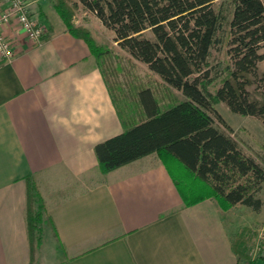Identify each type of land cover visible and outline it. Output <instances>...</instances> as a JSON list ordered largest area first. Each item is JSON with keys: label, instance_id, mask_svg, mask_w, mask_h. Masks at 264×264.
I'll return each instance as SVG.
<instances>
[{"label": "crops", "instance_id": "obj_1", "mask_svg": "<svg viewBox=\"0 0 264 264\" xmlns=\"http://www.w3.org/2000/svg\"><path fill=\"white\" fill-rule=\"evenodd\" d=\"M26 1L41 43L14 20L0 28L13 49L0 56V264H30L29 176L50 220L41 264H239L243 204L186 206L156 153L100 171L95 145L123 131L103 70L51 0Z\"/></svg>", "mask_w": 264, "mask_h": 264}, {"label": "trees", "instance_id": "obj_2", "mask_svg": "<svg viewBox=\"0 0 264 264\" xmlns=\"http://www.w3.org/2000/svg\"><path fill=\"white\" fill-rule=\"evenodd\" d=\"M51 0L65 29L84 40L99 67L110 49L98 45L91 31L75 23L78 2L115 32V41L133 58L148 65L182 100L168 102L153 88L140 86L133 94L119 87L109 93L123 131L95 145L102 173L156 153L171 174L186 206L213 198L222 209L243 204L260 211L256 194L263 187L264 167L247 155L228 134L218 129L210 113L221 121L215 105L259 117L264 125V0ZM149 31L151 36L147 35ZM227 47L228 59L211 64L213 48ZM104 73V72H103ZM106 80V79H105ZM220 84L213 93L212 85ZM171 165L179 171L180 179ZM26 223L30 264H34L50 224L36 180L26 178ZM245 255L246 229L233 242ZM264 264V254L248 264Z\"/></svg>", "mask_w": 264, "mask_h": 264}, {"label": "rangeland", "instance_id": "obj_3", "mask_svg": "<svg viewBox=\"0 0 264 264\" xmlns=\"http://www.w3.org/2000/svg\"><path fill=\"white\" fill-rule=\"evenodd\" d=\"M78 1V0H75ZM229 0H216L214 8L218 9L220 3L228 5ZM75 23L78 26L88 28L98 45H105L110 49V56L102 65L103 75L110 87L123 89L130 95L134 93L140 86H148L153 88L155 93L168 102L171 98L182 100L183 96L179 91L172 90L165 85L161 78L151 71L147 64L133 58L127 51L119 47L115 41V32L113 29L105 26L97 15L84 5L78 2L75 10ZM151 36L150 32H146ZM227 47L223 48L217 44L212 51L210 58L211 64H217L228 59L226 55ZM259 67L264 70V60L259 62ZM220 84L212 85L210 90L214 93ZM216 109L223 118L221 121L213 112L210 113L214 125L231 136L239 145V147L249 156L254 158L264 167V125L259 117L244 116L230 111L226 103L220 102L215 105ZM173 175L180 179L179 171L175 165H171ZM260 197L264 204V183L263 187L256 194ZM244 209L236 211V220L245 221L249 224L246 229L247 247L245 255L239 256V264H248V258L254 260L264 254V239L259 238V229L264 223V207L260 211H254L250 207L242 205ZM50 241L47 240L45 244ZM44 244V245H45ZM43 245V246H44ZM41 249L38 252L41 253ZM261 262L259 261V264ZM34 264H41V258L36 256Z\"/></svg>", "mask_w": 264, "mask_h": 264}, {"label": "built area", "instance_id": "obj_4", "mask_svg": "<svg viewBox=\"0 0 264 264\" xmlns=\"http://www.w3.org/2000/svg\"><path fill=\"white\" fill-rule=\"evenodd\" d=\"M7 8L0 11V28L16 21L25 36L34 44H40L45 35V29L30 15L26 0H6ZM13 55L12 41L0 31V56L11 58ZM259 238L264 239V223L259 229Z\"/></svg>", "mask_w": 264, "mask_h": 264}]
</instances>
